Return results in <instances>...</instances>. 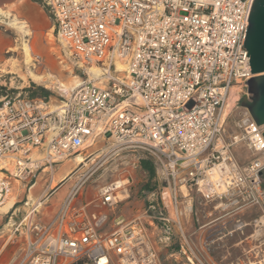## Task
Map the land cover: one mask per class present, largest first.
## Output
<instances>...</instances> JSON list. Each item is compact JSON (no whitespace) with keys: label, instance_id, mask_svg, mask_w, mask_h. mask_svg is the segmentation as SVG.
Returning <instances> with one entry per match:
<instances>
[{"label":"built area","instance_id":"2783aa9c","mask_svg":"<svg viewBox=\"0 0 264 264\" xmlns=\"http://www.w3.org/2000/svg\"><path fill=\"white\" fill-rule=\"evenodd\" d=\"M252 1L43 0L56 38L101 75L56 107L0 98V207L15 187L30 189L36 173L74 160L98 139L111 140L106 158L129 152L150 160L163 186L145 194L140 215L126 218L113 212L128 198V179L75 204L94 173L86 172L52 218L37 217L40 201L9 223L7 242L18 243L12 264H163L147 224L160 230L158 241L180 264H215L189 244L181 223L196 210L204 223L194 233L211 227L226 237L251 227L250 239L264 246L257 175L264 129L247 115L241 134L228 139L223 117L228 92L253 77L243 48ZM242 142L256 157L238 165L233 146ZM33 152L41 157L33 160ZM251 209L258 213L246 222ZM200 247L210 250V243Z\"/></svg>","mask_w":264,"mask_h":264},{"label":"rangeland","instance_id":"374dc122","mask_svg":"<svg viewBox=\"0 0 264 264\" xmlns=\"http://www.w3.org/2000/svg\"><path fill=\"white\" fill-rule=\"evenodd\" d=\"M12 20L25 23L30 34L25 36L6 26L5 23ZM52 26L51 16L43 0H0V40L11 41V44H5L0 54V88L4 89V94L0 93V98L6 95L8 97H25L26 94L23 90L34 84L49 93L47 101L54 107L69 98L70 92L68 90L73 88L76 82L98 81L89 66L82 64L79 59L69 54L64 44L56 38ZM24 44L32 48L31 55L34 61L28 66L24 58ZM9 48L16 50L9 53ZM92 69L95 68L92 67ZM33 76L40 78V81L37 82ZM58 84H63L67 89H59ZM234 89L238 91L235 98L238 101L235 102L234 108L229 111L230 114L228 113L229 115L226 118L225 133L228 139L238 137L241 134L245 123L244 119L248 115L241 105H236L242 95H246V87L238 86ZM110 143L111 140H108V138L104 141L98 139L92 147L81 151L78 156L84 158L85 165H74L72 160L56 165L59 167L54 168V170H58L59 174L64 173L66 170L71 172L64 180L66 182L65 188L59 189L44 204L42 208L43 216L37 215L39 219L45 221L46 218L55 216L60 203L65 197V191L71 188L81 175L91 171H94V173L88 177L76 196V205L80 202L95 200L102 187L117 182L126 184L125 181L128 179V198L114 212L122 213L126 218L138 216L142 213L145 206V194L156 190L157 186H161V184L159 181V183L157 182L155 173L153 178L149 179L147 172L141 169L140 159L135 154L122 152L106 158L104 154ZM233 155L238 165H242L256 157L243 142L233 146ZM40 157L34 155V158ZM47 171L46 169L45 173L39 177L36 173L30 184H33L37 177L38 183L44 184L47 182ZM261 181L264 184V171L261 175ZM53 182H56V179ZM37 186L35 185L34 189ZM56 186L57 184L52 187L55 188ZM28 191L29 185L25 189L20 187L12 192L11 196L16 197L18 195L16 200L23 199L22 202L16 205V208H20V212H15V215L12 212L7 215L0 213V264H12L11 261L16 255L18 243L11 244V242H7L9 223L18 221L24 213L22 208ZM34 192L31 191V193ZM10 216H12V220L9 219ZM255 217V215H247L243 219L250 222ZM252 233L251 227H245L242 233H238V235L232 234L226 235V237H222L218 232L211 233L210 250L217 264H258L257 262L264 257V246H257L250 239ZM162 259V263L169 264L164 256ZM259 264H264V262L261 261Z\"/></svg>","mask_w":264,"mask_h":264},{"label":"crops","instance_id":"0c3cea01","mask_svg":"<svg viewBox=\"0 0 264 264\" xmlns=\"http://www.w3.org/2000/svg\"><path fill=\"white\" fill-rule=\"evenodd\" d=\"M36 157H39V156L36 155ZM56 167H59V166H54L53 168H50V167L46 168L48 170L46 172V174L48 175V180L44 184L38 183L37 178L41 174L45 173L46 169L37 173L38 177L36 178L35 182L32 184L31 188L28 191L27 196L25 197L26 205H24L23 211H26V210L32 208L33 206H35L40 201H42V206H43L44 204H46V202L50 199V197L54 193H56L59 189H63V187L65 188L64 185L66 182H64V180L71 171L66 170L64 173L59 174L58 170H54V168H56ZM55 179H56V182H53V181H55ZM157 182H158V179H157ZM55 184H57V186L55 188L52 187ZM160 184H161V186H157V189H159L163 186V184L161 182H160ZM34 185H38V186L35 189H32V187ZM18 188H20V186L15 187L14 190H16ZM69 190H70V188L65 191V196ZM31 191H35V192L31 193ZM17 197H18V195L16 197H14V203L12 204V206L10 208H12L14 205H17V203H20L23 201V199H21L20 201L16 200ZM85 203H87V202H84V203L80 202L78 204H85ZM163 204H164L165 210L167 211V214L172 215V212L168 206V200L166 197L163 199ZM40 209H39V211H40ZM7 211L6 212H0V213H4V215H5L7 213ZM257 213H258V211L256 209H251L245 213L246 214L245 216H247V215L248 216L249 215L250 216H252V215L256 216ZM113 214L114 215H123L122 213H115V212H113ZM181 223L184 227V231H185V234L187 236L189 244L193 248L196 249V251L201 256V258H203V259L205 258V260H208V261L211 260L215 264H217V262L215 261V259L211 255V250H208V249L203 250L200 246L201 245L205 246V244H208L210 241V234L213 232L214 233L219 232L220 229L217 230V229H213V228L209 227L208 229L199 230L197 233H194L193 230L204 223L203 218L200 215H198L197 210L195 211V213L191 217H187L186 214L182 215L181 216ZM150 225L151 224H147L148 232L150 233V237H151L152 241L154 242V245H155V248L157 249L160 260L163 261L162 257L164 256L167 263L172 264V263H174L175 260L178 259L180 261V262H178V264H180L182 262V259L177 258L176 255H169L171 253V250L168 248L167 244L161 245L160 242L158 241L160 233H161L160 230L157 229L156 226H152V225L150 226ZM235 234L238 235V233H235ZM12 243H16V242H11V244ZM210 249H211V247H210ZM0 254H1V249H0ZM263 255H264V253H263ZM263 259H264V257H263ZM263 259L261 261H263ZM261 261H259V262H261ZM259 262H257V263L259 264Z\"/></svg>","mask_w":264,"mask_h":264},{"label":"water","instance_id":"95a60500","mask_svg":"<svg viewBox=\"0 0 264 264\" xmlns=\"http://www.w3.org/2000/svg\"><path fill=\"white\" fill-rule=\"evenodd\" d=\"M248 15V28L243 48L248 52L249 67L253 76L246 82V95H242L241 105L258 127H264V0H253ZM264 139V130H263ZM264 171L260 170L257 175Z\"/></svg>","mask_w":264,"mask_h":264},{"label":"bare ground","instance_id":"6f19581e","mask_svg":"<svg viewBox=\"0 0 264 264\" xmlns=\"http://www.w3.org/2000/svg\"><path fill=\"white\" fill-rule=\"evenodd\" d=\"M27 14H29V13H27ZM5 24H6V26H8V27H10L12 29L17 30L18 32H20L21 34H23L25 36H28L30 34V31L27 29L28 26L25 23H20V22H17L16 20H12V21H10L8 23H5ZM51 37H52V35H51ZM5 44H8L9 45V44H11V41H8V40L7 41H3V40H0V54H1V51L4 48ZM15 50L16 49L9 48L8 49V52L9 53L10 52H15ZM23 52H24L25 63L28 66V65H30L34 61V59L32 58V55H31L32 48L30 46H27L26 44H24L23 45ZM14 64H16V63H14ZM116 66H117V70H124V66L122 64L117 63ZM90 70L92 71L95 79L98 78L101 75V71L98 68H95V69H92L91 68ZM33 78L35 80H37V82L40 81V78H38V77L33 76ZM80 85H81V83L76 82L75 85H74V87L73 88H70L68 90V92H70V94H71L72 90H74L75 88L79 87ZM58 88L59 89H67V87H65L63 84H58ZM237 95H238V91L236 89H234V88H232L228 92V94H227V96L225 98L226 101H225L224 109H223V117L227 118V116L230 114L229 111L234 108L235 102L238 101V100H235V98L237 97ZM54 107H56V106H54ZM247 118H248V116L245 117L244 122L247 121ZM261 128L264 129V127H261ZM35 154L37 155L38 153H36V152H33L32 153L33 160H35V158H34V155ZM37 156L40 157L39 154ZM36 159H39V158H36ZM72 161H73V164L74 165L84 164V158L83 157H80V156H77ZM116 184L119 185L120 183L117 182ZM120 185H122V184H120ZM34 187H35V185L32 187V189H34ZM13 203H14V196H10L6 200L5 204L2 207H0V212H6L12 206Z\"/></svg>","mask_w":264,"mask_h":264},{"label":"trees","instance_id":"16d2710c","mask_svg":"<svg viewBox=\"0 0 264 264\" xmlns=\"http://www.w3.org/2000/svg\"><path fill=\"white\" fill-rule=\"evenodd\" d=\"M23 92L26 94L24 98L27 99H42L44 101H47L49 96V93L46 90H44L41 87L35 86L34 84L31 85L29 88L24 89ZM0 93L4 94V89L0 88ZM8 98H14V97H8ZM139 165L142 170L147 172L149 179H152L155 173L153 163L148 159H140Z\"/></svg>","mask_w":264,"mask_h":264}]
</instances>
